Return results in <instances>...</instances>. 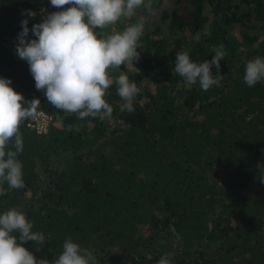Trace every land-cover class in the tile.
I'll list each match as a JSON object with an SVG mask.
<instances>
[{
    "label": "trees",
    "instance_id": "16d2710c",
    "mask_svg": "<svg viewBox=\"0 0 264 264\" xmlns=\"http://www.w3.org/2000/svg\"><path fill=\"white\" fill-rule=\"evenodd\" d=\"M212 1L195 0L184 42L198 64L213 59L212 46L227 45V31L206 13ZM58 10L50 0H0V78L50 115L57 109L36 89L16 47L23 20L32 29ZM210 23L212 37L205 34ZM28 39H36L31 31ZM141 41L146 63L133 77L140 89L133 112L122 108L113 83L105 99L121 112L85 118L90 131L52 127L38 136L22 122L24 187L2 185L0 215L16 208L44 234L42 246L23 244L38 260H55L71 238L98 264H158L165 254L172 264H264V82H244L247 62L264 58V40L245 60L224 53L220 69L212 68L219 85L207 91L199 83L183 88L172 43Z\"/></svg>",
    "mask_w": 264,
    "mask_h": 264
},
{
    "label": "clouds",
    "instance_id": "9594fccd",
    "mask_svg": "<svg viewBox=\"0 0 264 264\" xmlns=\"http://www.w3.org/2000/svg\"><path fill=\"white\" fill-rule=\"evenodd\" d=\"M143 2L50 0L58 11L48 14L32 29H29L27 19L22 21L23 30L18 37L16 53L28 63L36 89L44 92L50 105L65 113L76 114L79 119L111 118L113 107L105 96L115 83L117 94L124 101L122 108L129 113L134 111V100L140 91L137 84L130 82L123 73L114 81L108 70L139 61L143 24H130L122 32L104 37L97 30L130 19ZM30 31L36 39H28ZM194 39L198 42L200 34L197 33ZM222 49L223 46H219L211 61L199 64L182 50L176 55L173 73L183 78L188 86L199 83L204 91L218 86L219 79L213 75L212 68L220 69L224 57ZM244 82L248 87L264 82V58L257 57L247 62ZM11 84L10 79L0 78V195L7 194L2 187L5 182L10 189L24 187L23 165L17 159L23 151L20 126L26 120L35 119L40 107L39 99L25 101V97ZM13 141L15 150L9 148ZM32 229L33 224L16 208L0 215V264H98L93 252L82 248L71 238L64 242L58 258L51 262L47 258L38 260L23 247L28 241L41 246L45 243L44 234ZM171 256L165 254L158 264H172Z\"/></svg>",
    "mask_w": 264,
    "mask_h": 264
},
{
    "label": "rangeland",
    "instance_id": "374dc122",
    "mask_svg": "<svg viewBox=\"0 0 264 264\" xmlns=\"http://www.w3.org/2000/svg\"><path fill=\"white\" fill-rule=\"evenodd\" d=\"M262 0H213L205 5L206 13L213 17V22L217 21L219 25L227 31L224 46V53L229 54L235 51L242 59H246L250 54L256 51L264 40V10ZM195 0H144L143 4L135 9V15L130 19L118 22L107 29L97 30L101 37L122 32L128 25L142 23L143 35L141 39L151 36L155 38H164L172 43V50L177 53L187 51L184 46L185 38L191 35V26L194 19ZM205 34L212 37L214 34L213 23L206 25ZM184 37V38H183ZM139 41L140 59L133 64H125L124 68L109 69V76L114 81L121 73L128 76L129 81L143 70L146 63L145 45ZM177 41V42H175ZM189 41V40H188ZM218 46H212L210 51L215 55V49ZM212 73L219 75L212 70ZM190 87L186 83L183 88ZM144 88L151 89L150 85ZM121 109H114L111 118H117ZM52 127L68 131H90L93 125L88 120L79 119L76 114L65 113L56 110L53 115ZM51 127V128H52ZM48 181H41V187H46Z\"/></svg>",
    "mask_w": 264,
    "mask_h": 264
},
{
    "label": "built area",
    "instance_id": "2783aa9c",
    "mask_svg": "<svg viewBox=\"0 0 264 264\" xmlns=\"http://www.w3.org/2000/svg\"><path fill=\"white\" fill-rule=\"evenodd\" d=\"M53 125V117L44 112H38L35 119H29L27 127L35 131L38 136L47 135Z\"/></svg>",
    "mask_w": 264,
    "mask_h": 264
}]
</instances>
